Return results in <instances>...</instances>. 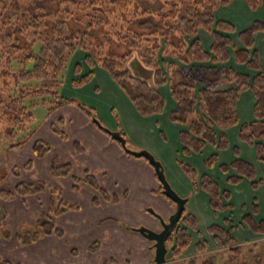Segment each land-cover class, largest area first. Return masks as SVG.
I'll list each match as a JSON object with an SVG mask.
<instances>
[{"label":"trees","instance_id":"1","mask_svg":"<svg viewBox=\"0 0 264 264\" xmlns=\"http://www.w3.org/2000/svg\"><path fill=\"white\" fill-rule=\"evenodd\" d=\"M236 1H243L251 12L264 10V0H0V144H5L6 149L26 144L36 121L33 110L40 107L50 114L63 105H75L97 120L87 105L60 93L64 84L62 70L71 65L69 73L72 71L75 76L71 81L73 89L89 84L93 69L98 67L108 74L142 118L164 114L166 101L160 88L167 87L175 104L168 120L185 128L179 133L183 156L200 155L207 146L219 151L230 149L226 135H218L215 130L239 126L240 141L252 147L257 160L264 163L261 143L264 139V67L254 49V36L264 33V21L254 20L237 32L232 23L215 19L216 12ZM200 31L210 35L209 52L203 50L198 37ZM232 36H236L241 48L235 45ZM120 46L124 48L122 53L117 52ZM78 55L82 56V62H76ZM135 59L150 72V78L135 73L131 66ZM230 60L256 75L251 78L225 67ZM83 66L87 67L84 74ZM222 85L230 88L221 89ZM245 91H250L255 98L253 121L240 124L236 104ZM51 129L64 138L54 125ZM102 131L106 133L105 129ZM118 133L128 144L123 132ZM49 151L50 147L42 141L33 145L38 158ZM232 152L234 161L218 165L220 172L224 175L234 172L226 178L230 185H238L245 179L257 190L262 181L257 180L254 167L241 159L237 148ZM217 163L218 156L214 154L204 165L213 169ZM29 166L27 163L26 167ZM178 167L194 191L208 195L214 214L233 208L230 192H222L208 175L198 179L192 166L179 162ZM50 174L71 176L75 191L82 182L111 200L92 175L85 172L84 177L72 176L68 164L54 165ZM15 188V193L0 191V199L9 200L15 194L32 195L46 187L40 183H20ZM160 190L159 186L157 193ZM51 198L49 212L38 220V229L44 234L62 235L51 220L76 207L65 204L53 192ZM251 212L258 214L256 203ZM252 215L243 216L241 223L253 233L263 235L264 222L254 221ZM196 225V218L184 210L165 244L166 259L170 255L173 262L183 255L192 243L190 231H197ZM208 233L214 236L217 248L227 247L231 254L239 252L233 247L229 232L220 226L209 227ZM26 234L18 236L22 243L34 241L39 235L37 232ZM196 249L202 252L204 248L198 244ZM0 264L9 263L0 258Z\"/></svg>","mask_w":264,"mask_h":264},{"label":"crops","instance_id":"2","mask_svg":"<svg viewBox=\"0 0 264 264\" xmlns=\"http://www.w3.org/2000/svg\"><path fill=\"white\" fill-rule=\"evenodd\" d=\"M215 19L219 21L220 19L226 20L232 23L235 26V29H237V32H240L247 28L252 22H254V20L264 21V10L260 9L251 12L243 1H236L228 6V13H223L221 11L216 12ZM198 37L200 42H202L203 50L205 52H209L211 47L210 35L206 32L200 31ZM254 40V49L258 51L259 63H261L262 67H264V33H256ZM232 41H234L238 48H241L240 42L237 41L236 36H232ZM82 60V56L78 55L76 62H82ZM224 66L234 69L243 75L246 74L251 78L256 75L246 66L235 64L232 60ZM93 70V77L90 83L80 89H73L71 87V81L75 78L73 72L71 71L66 80H63L64 84L62 85L60 93L66 98L76 99L79 95L77 93L83 91L82 93H84V98L88 97L91 99V97H94L95 99H91V103H94L96 107L104 110L102 114L106 118L105 120L108 125L107 128L114 132L122 131L125 137L137 146V151L145 149L148 150L155 159L160 161L165 173L166 181H168L171 188L177 192L180 197L186 198L185 212L186 214L196 218L197 231H190L192 243L187 250L184 251L183 255L177 259V262H191L195 259H203L212 252L218 255V253L228 251L227 247L217 248L214 242V236L208 233L209 227L217 225L229 232L230 236L234 240L233 247L240 249L241 247L253 246L254 249H256L257 245L264 241V234L258 235L253 233L241 223V220L245 215H252L251 207L254 203H256L258 214L252 215L253 219L256 222H264V163L257 160L252 147L240 141L238 132L239 126L226 129L224 131H220L218 129L215 130V133L218 135H226L230 144V149L219 151L214 146H207L200 155L185 157L181 154L182 146L179 143V133L184 131L185 128L181 125L172 124L168 120V113L175 108V104L170 98L167 87L160 88L166 101L164 114L142 118L136 113L134 107L128 102L115 83L111 81L108 74L98 67ZM134 71L140 77L144 76V78H150L151 74L147 69L144 70L141 67L137 71ZM86 72L87 67L83 66L82 74ZM176 78L177 80L180 79L177 75ZM222 88L230 87L228 85H222L221 89ZM254 104L255 98L250 91H245L239 96V100L236 104V110L240 124H246L247 122L253 121ZM63 110L83 116L85 120H83L80 125L84 126L76 124L72 125V120L68 119L65 114H62ZM95 110H97V108ZM113 112L115 115H118L116 120H114V116L112 115ZM44 118L45 124L43 129L47 130L48 133H51V138L53 136L58 138V134H55L51 129L54 122L62 125V129H64V125L68 124L69 129L73 128L76 131V136H71L67 141L65 139L68 135H66L65 132H62L65 135L64 138H59L63 142H67V151L72 152L71 154L77 153L79 156L86 154L87 158H89L88 160L97 161L99 156H105L103 152L105 147L110 150L113 149L114 158L122 165L124 164V166H121L123 172L120 173L119 177L123 174L125 177L132 175V177L134 176V179H142L144 177L147 182L151 180L156 183L157 188L156 186L154 187L156 189L148 188L143 191V193L146 196L149 194L151 196H158V194H160L157 193L160 183L157 182L155 172L148 162L128 156L124 150L120 148L117 142L113 143L114 140L112 138V140L109 139V137L101 129L91 123L89 116H85V114L77 106L63 105L62 108L52 111L50 114H46L45 111ZM36 123L37 119L34 124ZM119 123L121 126H119ZM79 128L84 130L86 129L85 133L88 130L89 134L82 137L85 139L86 144L88 143L91 147V152H87V150L79 145L80 143L78 141H75L78 140V137H80ZM93 136L94 138H100L98 142H100L101 145H96ZM27 142H29V139L26 143ZM261 143L264 145V139ZM34 144L35 143L31 145L29 144L24 155L20 150L25 144L19 148L9 149L10 153L14 152V158L9 161L8 164H5L6 157H4L5 155L3 154L4 163L0 165V172L4 168H7L9 172L8 177L11 179L13 184H16L13 185L14 187L12 189L5 187L9 190L4 191L15 193V187L20 185V183L28 185L38 183L44 184V181L36 180L32 175H22L23 179H27V177H29V181H20V178H22L21 174H30L34 169V163H40L42 160L46 161L42 165L38 164L37 169L41 168L42 174L45 172V174L48 175L49 184L47 186L44 184V187L46 188L43 191L33 193L32 195L20 197L15 194L9 200L0 199V229L8 227L10 224V222L7 221L6 213L3 211L4 208L8 209L10 205H13L16 207V210L19 211V214L13 212L15 216H18L16 218L17 223H15L16 227L14 231H12L11 234L8 233L7 229L4 233H1L0 231V258L9 264H108V261L111 260V258L100 255L99 252L101 250H92V245L95 243L98 244V242L93 240L100 238L101 241H104L102 240L103 236H106L108 232L112 233L113 238H115L117 243L120 242L118 238L128 241L134 239L133 236H129V233H126L128 230L123 228L121 221L115 217L111 218L110 215L116 209L121 211L124 207H126L125 210L128 212L126 213L129 215L137 214V212L145 214V208L140 205L142 204L141 201L144 196L135 194L132 198L130 194L125 191L121 194V197H118L115 194L109 195L104 190L105 193L111 197V200H106L104 196H102V193L100 194L101 197H97L95 193L98 191L91 185H87L82 182L78 184V191H75L73 189L74 185L71 176L57 177L50 174L51 167L54 165L62 166L65 164L70 165L72 174V163L69 164L70 162H66V158L62 159L59 163H50L49 159H45L47 154L42 156V158H38L33 152ZM234 148L238 149L242 160L254 167L257 180L262 181L261 186L257 190L252 189L251 182L245 179L239 182L238 185H230L226 178L234 175V172L229 171L226 175L220 172L218 165H228L234 161L235 156L232 152V149ZM214 154L218 156V163L213 169H208L205 167L204 162ZM30 155L31 160H28L25 163V159ZM16 162L17 164L19 163V166L23 165L20 171L16 168ZM179 162H183L190 167L192 166L196 170L198 179L203 175H208L211 179L216 181L222 192L229 191L231 195L229 201L233 208L214 214L209 207L208 195L200 190H193L182 169H179ZM27 163L30 164L29 167H26ZM134 165L139 168L131 171L129 166ZM83 168L84 172H87V168H85L84 165ZM13 170H16V173H13ZM78 177L82 176L79 175ZM19 181L20 183H18ZM60 182L65 183L68 192L72 194L77 201L81 200L78 201L80 203L79 205L76 203H66L68 205L75 206L76 209L67 210V212L62 213L51 220L53 226L55 228L57 227L56 229L63 232V234L57 236L49 233L44 234L38 229V231L35 232L39 233V235L34 239V241L22 243L18 238L19 234L23 233H20L22 231V221L26 218V220L31 224L28 229H31L38 223V220L43 215L49 212L50 203L52 201V192L57 195V189L61 188L58 186ZM83 189L86 191L85 196H82ZM161 196L163 197V200H165L162 202L164 205L158 214L165 217L168 216L175 208H173L172 204H169V201L163 195ZM118 218H122V214L120 212L118 213ZM60 221L63 223L60 224ZM151 224L158 228V230L160 229L158 221L155 218L151 221ZM138 238V240H141V243L144 242L143 250L146 252L148 257L146 264H154V251L152 249V243L144 239L140 234ZM144 240H146V242ZM198 244H201L202 248H204L202 252H199L196 249ZM223 264H227V262L223 261Z\"/></svg>","mask_w":264,"mask_h":264},{"label":"rangeland","instance_id":"3","mask_svg":"<svg viewBox=\"0 0 264 264\" xmlns=\"http://www.w3.org/2000/svg\"><path fill=\"white\" fill-rule=\"evenodd\" d=\"M260 10V9H259ZM221 12H226L228 13V8H222L220 9ZM117 52L122 53L124 52V48L123 47H118L117 48ZM137 64V65H136ZM70 65V64H69ZM139 65V66H138ZM133 70H138L139 68H141V64L138 60H134L133 63L131 64ZM70 66H66L65 69H63V79L64 81L66 80V78L69 75V69ZM139 67V68H138ZM143 68V67H142ZM144 70H146L145 68H143ZM144 77V76H143ZM83 91H80L78 95V97H76V99L78 101H80L83 105H87L92 111L93 115H95L97 117V121L101 124V126L107 130V131H111L109 130L107 127V122H106V118L105 116L102 114L104 112L103 109H100L98 107H96V105L94 103H91V99H95L94 97H91V99H89L88 97H83L84 93H82ZM97 108V110L95 109ZM33 114H34V118L37 119V123L34 124L32 126V131L33 133L30 135L29 138V142H27L23 148L20 150L22 151L21 153H23V155L26 152V148L29 146V144H33L36 141H42L43 143L47 144L50 147V151L47 153V156L45 159H49L50 163H54V162H60L62 161V159H65L66 162H70L69 164L72 165V174L74 176H85V172H84V168L83 165L85 166V168H87V172L88 175H92L95 178L96 183L98 184V186L100 187V189L102 188L103 190H105L109 195L115 194L118 197H121L122 193H124L125 191H127L128 194H130V196L133 198V196H135V194L137 195H143L144 198L142 199V204H140L143 208H145V214L143 213H139L137 212V214H132L129 215L127 214L128 212L125 210L126 207L122 208V210H115L113 211V213H111V218L115 217L116 219L120 220L121 223L123 224V228L127 229L129 233V236H133L134 239H131V241L128 240H121L120 238H118V240H120V242H116L115 238H113L112 233L108 232L106 234V236H103L104 241H101L100 238H96L93 241L98 242V244H93L92 245V250L93 251H100L99 254L102 256H107L108 258H111V260L108 261V264H146L147 262V255L146 252L143 250L144 247V242L141 243V240H138L139 238V233L137 232V229H151L153 231H157L158 228H156L153 224H151V221L155 218V214H158L161 210V208H163L162 206L164 205L162 202L165 200H163V197L161 196V194H158V196H151L149 195H145L143 193V191H145L146 189H156L157 185L156 183H154L153 181H146V179L143 177L142 179H138L135 178L134 176L132 177V175H130L129 177H125V175L123 174L121 177L120 173H122V169L121 166H124V164L122 165L118 160H116L114 158L113 155V149H107L105 147V151L103 150L104 155L99 156L97 158V161H90L88 160L89 158H87L86 154H82V155H78L76 154H71L72 152H68L67 151V147L66 144L67 142H63L61 139V137L59 136V134L57 135L58 138H55L54 136L51 138L50 134L48 133L47 130L43 129L44 124H45V108L40 107V108H36L33 110ZM62 114H65V116L72 120V125H80L82 124V121L85 120V118L77 113H72L70 111L67 110H63ZM114 116V120L117 119L118 115H115V113L113 112L112 114ZM86 116V115H85ZM52 117V116H51ZM50 117V119H51ZM89 120L91 121V123H93V118L89 117ZM48 121V120H47ZM57 129H59L61 132H65L66 135H68V137L65 139L66 141L71 137V136H76V131L72 128L69 129L68 128V124L64 125V129H62V125H60L57 122H54L53 124ZM80 126H84V125H80ZM119 126L120 123H119ZM83 128V127H82ZM86 130V129H85ZM84 129H80L79 128V135L80 137H78V141L80 144V146L82 148H84L85 150H87V152H91V147L88 145V143L86 144L85 139H83L82 136L89 134L88 130L85 133ZM104 132V131H103ZM114 132V131H111ZM55 133V132H54ZM105 133V132H104ZM57 134V133H55ZM106 134V133H105ZM107 135V134H106ZM60 138V139H59ZM76 138V137H75ZM94 141L96 142V145H101L100 142H98L100 140V138H94ZM111 139V138H109ZM89 140V139H88ZM112 140V139H111ZM128 140V139H127ZM69 142V141H68ZM113 143H116V141H113ZM103 147V146H102ZM127 149H130L131 151H137V146L130 142V140H128V144H126ZM101 148V146H100ZM140 151V150H139ZM3 154L5 155V164H8L9 161L13 160V154L14 152L10 153L9 149H6V145L5 144H0V165H2L3 162ZM22 155V156H23ZM32 155V154H31ZM27 157L25 160V163L28 160H31L30 157ZM84 158V159H83ZM23 159V158H22ZM20 159V160H22ZM84 160V161H82ZM46 160H42L40 163H34V169L30 174H21L22 175H29V176H33L36 180L39 181H44V184L47 186L49 184V179H48V175L45 174V172L42 174V170L41 168L37 169L38 164L42 165L44 164ZM142 161H147L146 159H142ZM148 162V161H147ZM19 164V163H18ZM16 162V168L22 169L23 165H18ZM149 164V163H148ZM139 167L134 165V166H129V169H131V171H134L136 169H138ZM23 172V171H21ZM119 172V173H118ZM125 173V172H124ZM9 176V172L7 168H4L3 170H1L0 172V191H4V190H9L12 189L16 184H13L11 179L8 177ZM119 177V178H118ZM29 181V177H27V179H23L20 178V181ZM155 180V179H154ZM20 181L18 183H20ZM17 183V184H18ZM31 184V183H29ZM58 186H60V189H57V196L59 197L60 200H62L65 204L69 203V204H77L79 205L80 203L78 201L81 200H76L74 198V196L72 194H70L68 192L67 186H65V183H59ZM156 186V188H154ZM5 187H9V189H6ZM161 188V187H160ZM86 191L83 189V193L82 196H85ZM97 197H101L99 192L95 193ZM1 203V200H0ZM8 207V206H6ZM174 208V207H173ZM3 211L6 213L7 215V221L10 222L8 227L2 228L0 229L1 233H4L6 231V229L8 230V233L11 234L12 231H14L15 227H16V218L18 216H15L13 214V212H15L16 214H19V211L16 210V207L13 205H10V207H8V209L4 208ZM174 211V209H173ZM172 211V212H173ZM3 212V213H4ZM122 214V218H118V213ZM127 212V213H126ZM168 216L164 217V220L166 221L170 216L171 213ZM60 224H62L63 222L60 221ZM22 231L20 233H27L26 236L28 235H33L35 231H38V223L35 224L33 226V228L28 229V227L31 226L30 222H28L26 220V218H24V221H22ZM57 228V227H56ZM125 233V234H126ZM115 237V236H114ZM92 241V242H93ZM146 242V240H144ZM107 244H106V243ZM106 244V246H105ZM224 251V250H223ZM79 252V250H78ZM80 254V252H79ZM223 260H221V259ZM167 261H169L170 264H203L204 262H207V264H223V261L227 262V264H264V241L259 243V245H257V248L254 249L253 246H249V247H241L239 249L238 253L235 254H231L229 251H224L221 253H218V255L214 252L209 253V255H207L205 258H201V259H195L194 262H189V261H184V262H177V260H173L170 261V255L167 257Z\"/></svg>","mask_w":264,"mask_h":264},{"label":"water","instance_id":"4","mask_svg":"<svg viewBox=\"0 0 264 264\" xmlns=\"http://www.w3.org/2000/svg\"><path fill=\"white\" fill-rule=\"evenodd\" d=\"M93 124L101 129L104 128L101 126L97 120L93 119ZM107 135L116 141L120 148L124 150V152L132 157L138 159H146L149 165L155 172V176L157 182L160 183V193L172 204L175 205V210L171 213V216L165 221L164 217L160 214H155V219L158 221L160 229L157 231H153L151 229H137V232L142 235V237L152 243V249L154 251V264H170L166 259V255L168 250L166 249V242L169 239L171 233L176 229L177 224L182 218V213L185 210L186 198L180 197L177 192H175L168 181H166L165 173L162 168V165L158 159H155L153 155L148 150L141 151H131L127 149L126 142L124 137H122L118 132H109L105 130Z\"/></svg>","mask_w":264,"mask_h":264}]
</instances>
